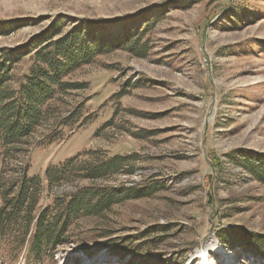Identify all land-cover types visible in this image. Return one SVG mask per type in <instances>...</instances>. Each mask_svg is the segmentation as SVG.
Segmentation results:
<instances>
[{
	"label": "rangeland",
	"instance_id": "1",
	"mask_svg": "<svg viewBox=\"0 0 264 264\" xmlns=\"http://www.w3.org/2000/svg\"><path fill=\"white\" fill-rule=\"evenodd\" d=\"M58 17L105 24L98 33L116 47L68 78L84 87L56 97L27 157L6 161L8 176L28 162V176L44 182L42 207L83 184L135 197L80 221L57 264H264L252 247L264 239V184L236 160L264 153V0H0L9 24L0 49L43 36ZM31 65L16 66L15 88ZM52 136L63 140L42 144ZM79 155L128 159L117 174L48 192L47 168ZM221 230L233 234L230 248ZM106 240L146 243L145 257L122 262L101 248ZM11 251L0 245V264Z\"/></svg>",
	"mask_w": 264,
	"mask_h": 264
},
{
	"label": "trees",
	"instance_id": "2",
	"mask_svg": "<svg viewBox=\"0 0 264 264\" xmlns=\"http://www.w3.org/2000/svg\"><path fill=\"white\" fill-rule=\"evenodd\" d=\"M64 21L63 17H58L43 36L16 50L0 49V164L3 167L0 172V245H12L9 264H18L22 255L25 264H44L46 261L57 264V252L77 243L75 232L80 221L103 217L115 205L135 197L121 187L83 184L69 193H51V204L42 207L44 182L40 175L28 176V162L22 164L17 179L8 176L6 161L27 157L29 140L54 115L56 97L84 87L68 78L116 47L108 42L107 36L98 33L105 24L87 19ZM8 25L0 23V33L6 31ZM27 57L32 65L15 88L16 66ZM71 116L62 119L58 125L67 127L68 120L73 118ZM60 140H63L62 136H52L42 144ZM83 156L86 155L47 168L48 192L65 183L81 182L82 179L95 181L117 174L128 159L116 156L87 162L80 160ZM236 160L240 167L264 184V153L242 150L237 153ZM230 236L233 234L226 230L217 234L227 248L231 247ZM242 239L252 240L247 236H242ZM134 245L129 240H108L101 248H110L111 254L122 262L130 260L135 263L145 257L146 243ZM252 247L264 256V239H254ZM85 251L87 255H93L91 250Z\"/></svg>",
	"mask_w": 264,
	"mask_h": 264
},
{
	"label": "bare ground",
	"instance_id": "3",
	"mask_svg": "<svg viewBox=\"0 0 264 264\" xmlns=\"http://www.w3.org/2000/svg\"><path fill=\"white\" fill-rule=\"evenodd\" d=\"M202 256H205V253H203Z\"/></svg>",
	"mask_w": 264,
	"mask_h": 264
}]
</instances>
